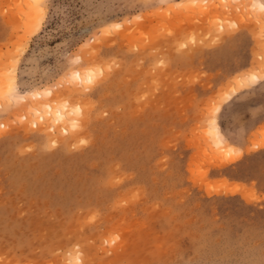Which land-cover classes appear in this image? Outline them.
I'll use <instances>...</instances> for the list:
<instances>
[{
	"label": "rangeland",
	"instance_id": "374dc122",
	"mask_svg": "<svg viewBox=\"0 0 264 264\" xmlns=\"http://www.w3.org/2000/svg\"><path fill=\"white\" fill-rule=\"evenodd\" d=\"M43 2L0 0V264H264V0Z\"/></svg>",
	"mask_w": 264,
	"mask_h": 264
},
{
	"label": "bare ground",
	"instance_id": "6f19581e",
	"mask_svg": "<svg viewBox=\"0 0 264 264\" xmlns=\"http://www.w3.org/2000/svg\"><path fill=\"white\" fill-rule=\"evenodd\" d=\"M43 0H25V9L26 10H28L29 11V13L27 12L26 13V19H25V27L26 28H29V27H32V29L34 28V27H36V25L38 24V19H39V13H40V8L41 7H44L43 6ZM256 7V6H255ZM257 8H258V10L261 12V14H264V4L263 3H261V2H257ZM260 15V14H259ZM262 16V15H261ZM261 16H260V18H261ZM263 17V16H262ZM263 19H264V17H263ZM263 24V23H262ZM264 26V25H263ZM264 61V60H263ZM263 63V62H262ZM257 65V64H256ZM264 65V64H263ZM259 66V65H258ZM260 67V66H259ZM258 67V69H261L262 71L264 70L263 69V67H260L259 68ZM255 69V68H254ZM257 71V70H256ZM255 71V72H256ZM255 72L253 71V74H255ZM264 73V72H263ZM90 74H93V72H91ZM90 74H88V75H90ZM74 76L76 77V78H81L82 77V74L81 73H75L74 74ZM246 76V75H245ZM244 77V76H243ZM251 77V76H250ZM256 77V76H255ZM88 78H90L91 79V77H89L88 76ZM238 78V77H237ZM245 78V77H244ZM243 79V78H242ZM262 79H263V77H262ZM262 79H260V80H262ZM259 80V81H260ZM258 81V80H257ZM230 83V82H229ZM255 83H257V82H255ZM228 85V84H227ZM227 87H229V85L228 86H226L225 88L227 89ZM249 87V86H248ZM224 88V89H225ZM223 91L224 90H222L221 92L223 93ZM22 94V93H21ZM21 94H19L18 93V91H17V89H16V87H15V83H14V76L12 77H6V82L4 83V85L3 86H1L0 87V96L3 98V97H12V96H14V98L15 99H23V98H25V96L24 95H21ZM39 95L38 96H40L41 94L40 93H38ZM49 94H51V92L49 93ZM220 94V93H219ZM218 94V95H219ZM233 94V93H232ZM230 95V94H229ZM38 96H37V99H38ZM222 97H223V95H222ZM231 97V96H230ZM41 98V97H40ZM42 98H43V96H42ZM218 104H220V103H218ZM31 106H32V108H33V110H36V111H39L40 113H43V111L41 110L42 109V104L40 105V103H36V102H34V103H32L31 104ZM47 109L48 108H51V106L50 105H47V107H46ZM58 114L55 116V120L57 121V122H59V123H63L66 119H67V115L65 114V112H63V111H61V110H59L58 109ZM51 113H53V111H50L49 112V114H51ZM263 128V127H262ZM211 135L214 137V142H215V145L218 147V148H225V146H227L226 145V141L224 140V137H223V135L221 134V132H220V130H219V128H218V126L216 125V123H213V128H212V131H211ZM258 139V138H257ZM259 141V140H258ZM213 142V143H214ZM263 143V142H262ZM228 147V146H227ZM259 148H261L260 146H258ZM258 147L256 148V149H258ZM229 148H231V147H229ZM254 149H255V147H254ZM225 150H227V148L225 149ZM232 151V150H231ZM233 151H234V149H233ZM252 152V151H251ZM239 153H241V152H239ZM227 154V153H226ZM224 155V154H223ZM238 157V156H237ZM232 160H233V158H232ZM229 162H232L231 160L230 161H228L227 163H229ZM221 165H223V164H221ZM221 165H220V167H221ZM226 164L224 163V166H225ZM234 190V189H233ZM233 192V191H232ZM77 260H78V258H77ZM76 260V261H77Z\"/></svg>",
	"mask_w": 264,
	"mask_h": 264
},
{
	"label": "crops",
	"instance_id": "0c3cea01",
	"mask_svg": "<svg viewBox=\"0 0 264 264\" xmlns=\"http://www.w3.org/2000/svg\"><path fill=\"white\" fill-rule=\"evenodd\" d=\"M261 116L262 115H260V117H258L257 119H254V120L251 119L250 120V125L247 126V128H249L250 132H252L258 126H260L264 123V119H262Z\"/></svg>",
	"mask_w": 264,
	"mask_h": 264
}]
</instances>
